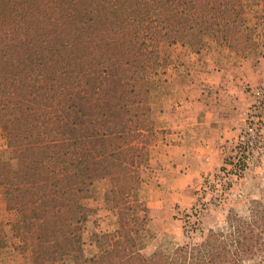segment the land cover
Here are the masks:
<instances>
[{
  "label": "trees",
  "instance_id": "trees-1",
  "mask_svg": "<svg viewBox=\"0 0 264 264\" xmlns=\"http://www.w3.org/2000/svg\"><path fill=\"white\" fill-rule=\"evenodd\" d=\"M172 6L194 19L238 11L229 0H0V187L9 210L38 221L23 233L35 264H264V211L173 254L142 252L146 219L132 182L157 122L149 73L179 30ZM104 180L119 228L96 235L100 250L85 258L95 211L84 200Z\"/></svg>",
  "mask_w": 264,
  "mask_h": 264
},
{
  "label": "rangeland",
  "instance_id": "rangeland-1",
  "mask_svg": "<svg viewBox=\"0 0 264 264\" xmlns=\"http://www.w3.org/2000/svg\"><path fill=\"white\" fill-rule=\"evenodd\" d=\"M229 1L238 11L227 20H220L216 14L194 19L174 6L169 11L168 18L179 27L174 33L175 42L182 40L180 32L183 27L202 26L208 28L207 38L203 43L216 47V51L222 47L221 49L232 53V67H240L237 73L247 75L245 92L249 94V105L247 108L237 109L235 117L238 125L232 127L235 133L231 134L227 141H223L222 145L224 163L216 171L198 178V186L191 194L193 200L190 205L182 207L178 202L163 201L164 194L159 184L154 181L156 176L150 177V170L143 164L146 155L140 160L132 188L143 208L139 215L146 219L145 229L141 231V240L142 252L149 257L156 252L173 254L179 246L198 242L203 231L227 228L231 225L236 227L242 222L257 219L260 212L264 211V0ZM193 41L194 38L188 40L190 44H194ZM223 41L225 44L227 42V46L219 43ZM176 44L178 42L173 45L169 42L161 44L159 66L155 70L157 73L164 64L165 69L168 68L165 74L169 75L170 57ZM195 45L198 44L195 42ZM223 55L219 52L218 59L222 60ZM216 63L218 64V61ZM244 67L246 69L242 70ZM153 71L150 70L149 73L150 81L157 76H153ZM162 83L158 81L151 92L153 115L157 122L152 133L144 138L145 149L154 132L156 134L158 131L157 139L166 132L161 122V108L168 99V93L165 83ZM7 153L6 131L0 127V157L5 158ZM226 160H231L234 164L244 161L246 165L243 168L229 163L226 165ZM225 165L228 168L226 171L222 170ZM0 188L3 189L6 201L4 188ZM108 189L109 181H101L97 185L95 196L84 200L86 205L95 211L85 224V258L98 254L100 250V241L96 235L113 232L119 228L118 215L113 208L112 194ZM157 201L161 203L162 208L156 211L152 209V203ZM23 228L22 239L18 240L21 250L28 252V246L23 241L24 230L28 227ZM177 262L174 261L175 264ZM68 263L76 264L72 260Z\"/></svg>",
  "mask_w": 264,
  "mask_h": 264
},
{
  "label": "crops",
  "instance_id": "crops-1",
  "mask_svg": "<svg viewBox=\"0 0 264 264\" xmlns=\"http://www.w3.org/2000/svg\"><path fill=\"white\" fill-rule=\"evenodd\" d=\"M207 33V27H183L182 40L172 49L169 75L164 64L157 73L156 82L165 83L168 93L161 108L166 132L159 139L158 131L153 133L143 163L150 177L156 176L162 200L182 207L192 202L198 178L223 165V141L235 133L232 127L238 125L237 109L249 105L247 75L237 73L240 67H232L229 50L220 47L216 51L203 43ZM190 38L195 39L194 44L188 42ZM219 43L227 46V42ZM219 52L224 54L222 60ZM0 191V264H35L32 252H23L18 239H22L23 227L36 228L38 221L30 209L9 210L3 189ZM160 208L159 201L152 203V209Z\"/></svg>",
  "mask_w": 264,
  "mask_h": 264
}]
</instances>
